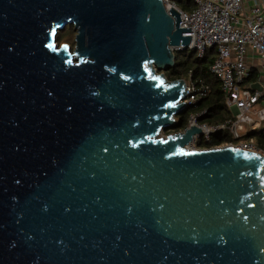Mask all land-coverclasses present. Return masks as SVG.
<instances>
[{"label": "water", "instance_id": "obj_1", "mask_svg": "<svg viewBox=\"0 0 264 264\" xmlns=\"http://www.w3.org/2000/svg\"><path fill=\"white\" fill-rule=\"evenodd\" d=\"M180 22L164 0H0V264H264V157L161 136L189 109L164 75L195 52Z\"/></svg>", "mask_w": 264, "mask_h": 264}, {"label": "built area", "instance_id": "obj_2", "mask_svg": "<svg viewBox=\"0 0 264 264\" xmlns=\"http://www.w3.org/2000/svg\"><path fill=\"white\" fill-rule=\"evenodd\" d=\"M192 2L194 8L190 12L181 10L171 0H164V5L167 11L171 8L179 11L180 27L190 28L184 36H190V48L198 57L215 50L210 73L219 81L225 104L233 117L209 124L200 119L206 111L190 112L186 129L195 126L201 128V133L193 137L187 149L203 151L230 146L264 157V150L257 148L253 139L242 140L247 130L259 129L264 122V1L256 2L248 9L243 0ZM186 83L188 97L183 103L189 108L211 94V87L201 79H193L191 74ZM254 84H260L263 91L253 90ZM220 132H228L233 141L221 146H207ZM200 142L204 145L199 146Z\"/></svg>", "mask_w": 264, "mask_h": 264}, {"label": "trees", "instance_id": "obj_3", "mask_svg": "<svg viewBox=\"0 0 264 264\" xmlns=\"http://www.w3.org/2000/svg\"><path fill=\"white\" fill-rule=\"evenodd\" d=\"M182 2L183 0L179 2L177 1L175 4L183 11L190 12L194 8L192 0H186L185 4L179 6V3ZM75 33L76 31L74 27L68 26L64 32L59 33L58 38L61 41L64 40V42L71 45V47H74ZM215 54V50L208 51L203 57H198L196 53L189 51L175 53L176 60L174 68L164 73L167 80H188L189 75L191 74L193 79H201L207 83L211 87L212 91L211 94L204 99V101L197 103L192 108H189L185 114L178 116L176 118L178 122L177 127L167 132H171L172 130H175V133L184 131L187 127L188 116L192 111H206L200 119L202 122L209 124H217L233 117V113L225 104V97L221 90L219 81L210 73V65L214 61ZM262 100L264 101V95ZM250 139L254 140L257 148L264 150V122L259 129L252 131L247 130L245 135L242 137V140ZM232 141L233 138L228 132H220L213 136L212 142L207 146H221ZM202 145H204V143L200 142L199 146Z\"/></svg>", "mask_w": 264, "mask_h": 264}, {"label": "rangeland", "instance_id": "obj_4", "mask_svg": "<svg viewBox=\"0 0 264 264\" xmlns=\"http://www.w3.org/2000/svg\"><path fill=\"white\" fill-rule=\"evenodd\" d=\"M185 2H186V0H183L182 3H179V6H182L183 4H185ZM64 31H65V30H63L62 32H64ZM62 32H61V33H62ZM58 35H59V34H58ZM57 42H58L59 46H61V45H63V44H68V43H65L64 40L61 41L59 38H58ZM70 46H71V45H70ZM72 48H74V47H72ZM169 133H170V134H174V133H175V130H174V131L172 130L171 132L162 133L161 136H162L163 138H165L167 135H169Z\"/></svg>", "mask_w": 264, "mask_h": 264}, {"label": "crops", "instance_id": "obj_5", "mask_svg": "<svg viewBox=\"0 0 264 264\" xmlns=\"http://www.w3.org/2000/svg\"><path fill=\"white\" fill-rule=\"evenodd\" d=\"M243 1H244L245 8L248 9L249 7L253 6L256 2H263L264 0H243Z\"/></svg>", "mask_w": 264, "mask_h": 264}]
</instances>
